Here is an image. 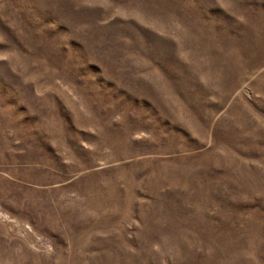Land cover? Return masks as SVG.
I'll return each mask as SVG.
<instances>
[{
  "label": "rangeland",
  "instance_id": "obj_1",
  "mask_svg": "<svg viewBox=\"0 0 264 264\" xmlns=\"http://www.w3.org/2000/svg\"><path fill=\"white\" fill-rule=\"evenodd\" d=\"M0 264H264V0H0Z\"/></svg>",
  "mask_w": 264,
  "mask_h": 264
}]
</instances>
